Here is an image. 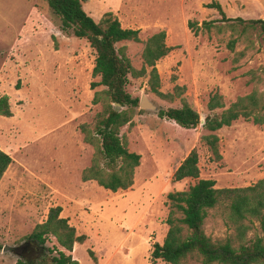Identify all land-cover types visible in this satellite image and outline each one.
<instances>
[{
    "label": "rangeland",
    "instance_id": "1",
    "mask_svg": "<svg viewBox=\"0 0 264 264\" xmlns=\"http://www.w3.org/2000/svg\"><path fill=\"white\" fill-rule=\"evenodd\" d=\"M210 1L88 0L83 9L95 21L113 12L123 27L139 29L141 40L164 30L172 49L156 62L160 91L172 92L179 85L185 86L184 93L173 101L161 99L149 90L146 76L130 77L126 90L133 97L145 94L160 109L179 107L183 97L204 120L212 94H221L226 108L252 91L251 71L264 78V34L241 37L231 51L228 42L236 36L230 29L200 26L220 18L216 9L205 7ZM216 1L227 17L264 18V0ZM188 22L196 24L189 27ZM120 46L140 68L143 44L124 40L116 44ZM94 59L95 51L85 39L60 30V19L47 0H0V97L8 96L12 112L10 117L0 115V148L12 158L0 180V264L38 257L40 247L19 251V256L2 248L27 241L54 206L86 237L73 247L79 264H169L151 262L150 254L168 229L166 194L196 181L172 180L192 148L198 152L200 178L214 179L218 188L247 186L264 177V126L238 118L217 130L222 158L216 161L200 142L206 133L204 121L184 128L155 112H138V107L133 124L121 128L128 150L141 156L132 187L112 192L95 181H82L93 147L83 141L79 126L100 110L92 97L104 88L97 84L99 77L92 76ZM258 88L263 90L264 84ZM204 231L213 240L233 233L212 211ZM255 233L257 222L248 237ZM53 244L47 241L42 251ZM185 264L201 262L190 257Z\"/></svg>",
    "mask_w": 264,
    "mask_h": 264
},
{
    "label": "trees",
    "instance_id": "2",
    "mask_svg": "<svg viewBox=\"0 0 264 264\" xmlns=\"http://www.w3.org/2000/svg\"><path fill=\"white\" fill-rule=\"evenodd\" d=\"M88 0H47L52 12L60 19V30L67 35L85 39L95 51L92 76L99 77L97 84L104 86L95 91L93 104L100 110L88 123L79 129L83 141L93 147L90 163L81 171L82 181H95L99 186L116 192L127 190L134 183L135 170L140 164V154L129 151L127 139L121 128L131 126L139 98L127 92L129 78L147 77L151 92L161 99L173 101L180 97L185 86L175 85L172 92L160 91V77L156 62L172 49L166 44L164 30L154 32L141 40L139 29L125 28L111 11L105 12L95 21L83 9ZM205 7L216 9L219 19L205 20L201 28L222 31L230 29L236 37L229 39L228 48L233 51L238 40H245L249 33L264 34V18L227 17L221 4L211 0ZM196 23L188 22L191 27ZM199 26V28H200ZM141 42L142 65L135 68L126 53V47H116L120 41ZM237 60V59H235ZM251 92L238 96L225 108L223 97L218 92L212 94L206 103V114L200 142L207 147L214 160H221L216 131L229 126L238 118L250 120L264 126V78L255 71L250 72ZM94 86V84H92ZM179 107H167L157 114L161 118L173 120L184 128H195L200 122L199 113L181 97ZM114 103L119 104L115 107ZM138 112H143L138 109ZM0 115L12 116L9 98L0 97ZM198 152L194 147L183 158L172 174L173 181L185 178L195 179V183L185 190L170 191L166 194L170 211L165 220L167 232L161 243L155 242L151 251V262L162 260L169 264H185L190 257H196L201 264H264V177L255 183L240 187L215 186V180L200 178ZM12 162L11 156L0 149V180ZM221 218L231 227L233 233L222 240H213L204 231V221L208 212ZM179 213L180 216L176 214ZM257 222L259 233L248 237ZM38 244L41 249L47 241L54 240L52 247L40 251L35 259H18L15 264H79L72 256L75 243L85 240L84 234H77L66 217L61 216V207L54 206L46 219L34 226L25 237ZM90 256L96 261L93 252Z\"/></svg>",
    "mask_w": 264,
    "mask_h": 264
},
{
    "label": "water",
    "instance_id": "3",
    "mask_svg": "<svg viewBox=\"0 0 264 264\" xmlns=\"http://www.w3.org/2000/svg\"><path fill=\"white\" fill-rule=\"evenodd\" d=\"M115 107H119V104L114 103ZM139 109L145 110V111H151V112H155L158 113L161 109L158 105H156L155 103H153L145 94H142L139 98ZM200 121L203 122L204 120L200 118ZM27 242V241H25ZM23 242V243H25ZM22 244L18 245V246H8V245H4L3 246V251H8L10 250L11 252H13L15 255L19 256L20 252V247H22ZM32 244L38 248V245L34 242H32Z\"/></svg>",
    "mask_w": 264,
    "mask_h": 264
},
{
    "label": "flooded vegetation",
    "instance_id": "4",
    "mask_svg": "<svg viewBox=\"0 0 264 264\" xmlns=\"http://www.w3.org/2000/svg\"><path fill=\"white\" fill-rule=\"evenodd\" d=\"M32 242L33 241H29V240H27V242H25V243H23V245H22V247H20V250L19 251H26L27 249H29L30 247H32V246H34L33 244H32ZM38 245V244H37ZM35 247V246H34ZM39 245H38V248L37 249H39ZM42 249H41V247H40V250L39 251H41ZM40 253V252H39ZM39 255V254H38Z\"/></svg>",
    "mask_w": 264,
    "mask_h": 264
},
{
    "label": "crops",
    "instance_id": "5",
    "mask_svg": "<svg viewBox=\"0 0 264 264\" xmlns=\"http://www.w3.org/2000/svg\"><path fill=\"white\" fill-rule=\"evenodd\" d=\"M125 28H128V27H125ZM135 29V28H134ZM162 30V29H161ZM159 31V30H158ZM157 32V31H156ZM153 34V33H152ZM150 36V35H149ZM146 39V38H145ZM1 150H3L2 148H0ZM4 151V150H3ZM5 173V172H4ZM4 175V174H3ZM2 179V178H1Z\"/></svg>",
    "mask_w": 264,
    "mask_h": 264
}]
</instances>
